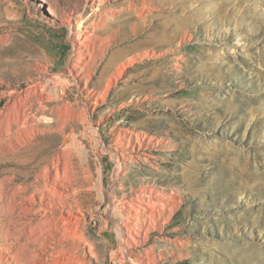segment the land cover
Segmentation results:
<instances>
[{"label":"rangeland","instance_id":"1","mask_svg":"<svg viewBox=\"0 0 264 264\" xmlns=\"http://www.w3.org/2000/svg\"><path fill=\"white\" fill-rule=\"evenodd\" d=\"M45 1L0 0V264H264V0Z\"/></svg>","mask_w":264,"mask_h":264},{"label":"bare ground","instance_id":"2","mask_svg":"<svg viewBox=\"0 0 264 264\" xmlns=\"http://www.w3.org/2000/svg\"><path fill=\"white\" fill-rule=\"evenodd\" d=\"M41 1L43 3H46L45 0H41ZM45 9L49 15H51L53 17H57V18L59 17L58 13L55 12L48 3H47V7ZM139 18H143L141 14H139ZM68 31H69V40L71 42H73L72 39H73V37H75V35L72 31V27L69 26ZM88 51L90 52L91 49L90 50L88 49ZM75 54L78 55L79 52L76 50ZM103 55H104L103 53H100V58ZM114 61H115V56L110 57L108 62L103 67L102 72L100 74L101 81L103 80V77L111 76L113 74L112 71H113L114 67H112V66L114 65ZM117 69H119L117 72L121 74L125 70V66L122 65L121 67H119ZM108 86H109V84H108ZM108 86L104 90L105 93L107 92ZM136 142L138 143V146L141 144V143H139L140 141L138 142V140H136ZM116 163H117L118 168L116 169L115 175L112 178V183H111L112 187H114L115 181L119 178L120 161L118 159V155L116 156ZM34 188H36L35 192H37V194H38L37 196H38V200H39V206H38L39 211H41L44 214H46L47 212H52L54 210L55 206L63 204V202H67L66 200L68 197L66 195H63L62 193H58L56 190H54V188L50 185L48 180H45L42 185L35 186ZM46 195H47V197H45ZM33 200L34 199L32 198V201ZM139 201H140V205L136 206V208H134L132 205H130V207L134 210H137L136 211L137 218L143 219V221H145L146 219L150 220V221L153 220L155 217V213L158 211V209L163 208L162 204L160 202H158L156 200L153 201V199H151L150 197L149 198L148 197H141V195H140ZM32 206H33V203H32ZM47 208H50V209H47ZM34 210H35V208L33 206L32 207V214H33ZM34 214H35V212H34ZM118 217H119V220L114 218L115 223H116L118 242H119L122 253L126 257H128L127 256V248L128 247H127V241H126V234L123 231V227H122V223H121L122 217L120 215H118ZM132 264H136V263L132 262Z\"/></svg>","mask_w":264,"mask_h":264},{"label":"trees","instance_id":"3","mask_svg":"<svg viewBox=\"0 0 264 264\" xmlns=\"http://www.w3.org/2000/svg\"><path fill=\"white\" fill-rule=\"evenodd\" d=\"M35 2L37 4V6H39L40 8H43V5L40 2H38V0H35Z\"/></svg>","mask_w":264,"mask_h":264}]
</instances>
